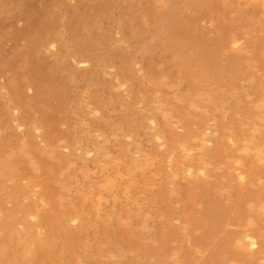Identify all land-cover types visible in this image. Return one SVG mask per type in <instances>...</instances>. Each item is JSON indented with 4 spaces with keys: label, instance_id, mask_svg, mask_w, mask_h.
Returning a JSON list of instances; mask_svg holds the SVG:
<instances>
[{
    "label": "rangeland",
    "instance_id": "374dc122",
    "mask_svg": "<svg viewBox=\"0 0 264 264\" xmlns=\"http://www.w3.org/2000/svg\"><path fill=\"white\" fill-rule=\"evenodd\" d=\"M0 264H264V0H0Z\"/></svg>",
    "mask_w": 264,
    "mask_h": 264
},
{
    "label": "bare ground",
    "instance_id": "6f19581e",
    "mask_svg": "<svg viewBox=\"0 0 264 264\" xmlns=\"http://www.w3.org/2000/svg\"><path fill=\"white\" fill-rule=\"evenodd\" d=\"M204 152V151H203Z\"/></svg>",
    "mask_w": 264,
    "mask_h": 264
}]
</instances>
